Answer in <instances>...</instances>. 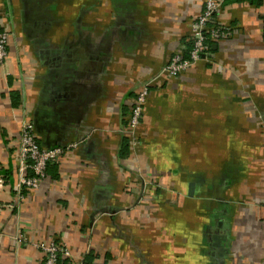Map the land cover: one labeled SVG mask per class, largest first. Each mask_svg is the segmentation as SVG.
Listing matches in <instances>:
<instances>
[{"label": "crops", "instance_id": "0c3cea01", "mask_svg": "<svg viewBox=\"0 0 264 264\" xmlns=\"http://www.w3.org/2000/svg\"><path fill=\"white\" fill-rule=\"evenodd\" d=\"M204 2L0 0V264H42L51 238L68 264H264V0H224L230 34L162 73ZM27 120L41 147L77 145L17 198Z\"/></svg>", "mask_w": 264, "mask_h": 264}, {"label": "built area", "instance_id": "2783aa9c", "mask_svg": "<svg viewBox=\"0 0 264 264\" xmlns=\"http://www.w3.org/2000/svg\"><path fill=\"white\" fill-rule=\"evenodd\" d=\"M223 1L205 0L202 11L190 23V48L186 53L172 54L162 67V73L172 77L178 76L196 62L206 58L209 41L223 39L230 34L231 28L217 22L214 18ZM7 55L8 32L0 24V66L5 64ZM149 88V82L141 85L130 108L127 132L130 135V142L134 145L140 143L136 130L141 123ZM18 142V181L15 187L17 198L22 196L23 190L37 188L46 176L47 165L55 161L63 151L77 145L76 143H69L64 146L41 147L35 137L33 124L29 120L23 122ZM13 237L16 242L22 240L20 234ZM35 245L43 252L42 264H58L59 258L70 256L67 246L53 238L49 241H39Z\"/></svg>", "mask_w": 264, "mask_h": 264}, {"label": "trees", "instance_id": "16d2710c", "mask_svg": "<svg viewBox=\"0 0 264 264\" xmlns=\"http://www.w3.org/2000/svg\"><path fill=\"white\" fill-rule=\"evenodd\" d=\"M210 25H212V24H210ZM211 42H212V40L209 41V48H210ZM51 163H52V162H51ZM51 163H49V164L47 165V168H48V166H49ZM47 168H46V172H47ZM93 257H94L93 254H89V255H87L86 258H84L82 264H91V263H92L91 261H92ZM68 262H69L68 258H59V259H58V264H68Z\"/></svg>", "mask_w": 264, "mask_h": 264}]
</instances>
